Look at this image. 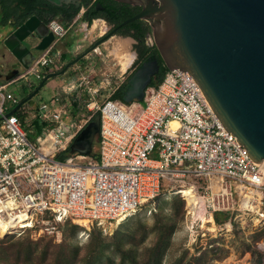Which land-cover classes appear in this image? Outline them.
<instances>
[{"label": "built area", "instance_id": "1", "mask_svg": "<svg viewBox=\"0 0 264 264\" xmlns=\"http://www.w3.org/2000/svg\"><path fill=\"white\" fill-rule=\"evenodd\" d=\"M48 27L55 36L62 32L55 21ZM99 44L92 51H99ZM40 50L12 80L29 74L42 78L58 53L51 46ZM12 80L0 83L2 236L28 231L32 238L59 240L65 221L87 228L117 224L150 208L162 181L175 176L216 178L222 193L220 199L218 193L211 196L213 209L224 204L223 195L231 201L232 191L264 190V162L251 159L224 130L187 70L166 69L156 86L145 88L141 101L89 100V114L80 122L69 117L56 93L35 106L18 101L6 89ZM95 111L96 156L91 151L56 157Z\"/></svg>", "mask_w": 264, "mask_h": 264}, {"label": "rangeland", "instance_id": "2", "mask_svg": "<svg viewBox=\"0 0 264 264\" xmlns=\"http://www.w3.org/2000/svg\"><path fill=\"white\" fill-rule=\"evenodd\" d=\"M52 21L55 20L49 22ZM81 23L82 20L78 17L67 27L73 39L74 53L92 44L108 27L100 17L93 18L82 28ZM151 40L150 35L149 42ZM27 44L30 48L34 47L29 42ZM132 44L133 40L129 37L112 35L100 42L99 51L94 52L90 48L83 61L74 63L65 73L49 78L40 85L41 79L29 74L8 83L6 89L12 92L18 101L31 94L23 102L32 106L40 101H47L56 92L59 102L66 103L68 108L71 107L72 101L76 102L78 109L75 113L71 115L69 110L68 112L70 118H76L80 122L89 114V100L100 101L108 96L131 71L135 56ZM54 48L58 54L51 66L57 67L64 61L66 54L59 40L55 42ZM125 53L131 56L128 65L123 62L122 55ZM11 67L18 65L11 59L9 50L0 44V82L6 81L4 75ZM18 69L20 72L24 68ZM97 145L94 136L92 151L97 149ZM68 153L70 152H65ZM181 186H191L198 195L197 199L191 202L182 193L177 192ZM217 193L220 199L222 190L216 178L185 175L175 176L171 180L164 179L155 203L150 208L137 210L119 223L107 225L105 228L95 225L87 228L74 222L77 227L66 237L68 244L63 248L57 246L62 240L63 224L60 225L59 240L48 236L32 238L28 231L8 233L12 240H34L37 247L29 260H25L21 255L16 257L11 254L6 262L65 264L66 261L59 258L65 254L70 264H91L89 258L93 257H97L103 264H117L120 260L127 264L131 257L141 259L146 255L148 247L156 238V219L166 221V218H170L174 226L169 242L160 255L159 264H264V190L250 194L253 198L247 201L245 197L248 195L232 191L231 201L227 203L223 195L224 204L219 209H213L211 196H216ZM92 237L93 244L103 238L105 245L101 249L95 248L90 244ZM47 243L50 244L49 254L47 259L41 262L38 251Z\"/></svg>", "mask_w": 264, "mask_h": 264}, {"label": "water", "instance_id": "3", "mask_svg": "<svg viewBox=\"0 0 264 264\" xmlns=\"http://www.w3.org/2000/svg\"><path fill=\"white\" fill-rule=\"evenodd\" d=\"M62 1L77 5L76 0ZM118 1L140 4L136 13L120 23L136 18L146 20L151 42L166 68L187 70L224 130L235 135L251 159L264 161V0ZM35 34L39 39L34 45L37 49L44 48L53 38L47 27ZM11 35L4 40L9 49L23 38L16 30ZM106 36L101 35L92 45ZM157 69L155 54L139 61L126 77L122 100H141ZM58 72H46L39 85ZM17 75L18 69L11 68L4 79L9 81ZM16 107L17 104L5 114ZM98 127L99 116L94 114L71 138L69 152L91 153Z\"/></svg>", "mask_w": 264, "mask_h": 264}, {"label": "flooded vegetation", "instance_id": "4", "mask_svg": "<svg viewBox=\"0 0 264 264\" xmlns=\"http://www.w3.org/2000/svg\"><path fill=\"white\" fill-rule=\"evenodd\" d=\"M59 2H60L59 4H54L50 0H0L1 32L7 34L16 30L18 36L20 37L23 36V38L19 41V43H15V45H11L12 48L9 51L11 59L16 61L18 67L26 66L37 54L38 49L35 47L30 48V46L27 44V42H29L34 46L36 44L35 41L38 42L37 37H35L36 35L35 32L37 30H42V31L46 30V27L48 28V24L50 20H55V22L59 23L62 26V32L60 35H58L57 41L59 40L61 42L63 52L66 54V58L57 67L49 66L47 68L44 74L49 71H53V72L59 71V72L50 75L45 80H43V82L49 78H53L55 76L65 73L66 71L72 68V65L74 63L83 61L86 53L89 51L90 48H92V44H89L88 46H85L81 50L74 53L72 51L73 39L70 36V32L68 31L69 29L67 28L77 17H80V15L85 10H87L91 6H94L95 9L99 11H105V12L108 11L109 13L119 15L124 11H128L134 14L141 7L140 4L118 1V0H76L77 5L81 3L83 9L79 16L76 14L67 23L66 27L63 28L64 24L62 23L61 14L68 15L73 9V7L76 5L72 1L65 2L59 0ZM52 9L59 10L61 14L53 15L51 13ZM5 12L8 13L7 22L2 21ZM23 15L24 17L21 19V21L17 22L18 19H20ZM100 18H102L108 24L107 29L103 33V34L105 33L107 34L104 40H106L112 35H116V36L131 38L133 40V44L136 42L133 36L129 34L130 32L134 31L133 29L128 28L127 29L128 32H125L126 28L124 24L126 22L120 23L122 21L121 20L120 22L117 23H111L106 21V19H104L103 17ZM46 19L48 20L46 21ZM136 19H139L142 22V24L145 26L149 25V23L144 19H140V18H136ZM150 35L145 33L144 42L148 45L147 47H145L143 52L139 53L132 44L131 48L134 50L135 53L132 68L146 56L150 54H154V52H152V46H151V44L153 43L149 42ZM51 48H54V45L51 46ZM18 67L15 68L18 69ZM158 74L159 71L157 69L156 73L154 74V77H156ZM118 85L119 84H117L112 91H114L118 87Z\"/></svg>", "mask_w": 264, "mask_h": 264}, {"label": "trees", "instance_id": "5", "mask_svg": "<svg viewBox=\"0 0 264 264\" xmlns=\"http://www.w3.org/2000/svg\"><path fill=\"white\" fill-rule=\"evenodd\" d=\"M80 6H81V3L74 6L68 15L61 14V12H59V10L57 9H52L51 13L53 15L61 14L62 23L65 25L77 14ZM131 14H132L131 12L124 11L119 15H115L113 13H109L108 11L106 12L99 11L95 9L94 6H91L90 8L85 10L80 15V19L86 21V23L89 24L90 21L94 17H103L108 22L117 23L123 20L124 18H126L127 16H130ZM23 17L24 15L20 19H18L17 22L21 21ZM7 18H8V13L5 12V14L3 15V20H6ZM47 20L48 19H46V21ZM124 26L126 28L125 32H128L127 31L128 28L134 30L133 32L129 33L136 40V42L133 45L139 53L143 52L145 47H147L148 45L144 41H145V33L150 35L149 25L145 26L142 24V22L139 19H133V20L126 22ZM151 46H152V52H154L156 59H157L159 74L156 77H154L153 75L148 85L156 86L161 81L164 75V72L166 71L167 68L165 64L163 63L161 57L159 56L154 44H151ZM126 77L123 81L119 83L118 87L108 95V97H110L111 99L122 100V91L125 86ZM25 98L23 100H25ZM77 109L78 108H77L76 102L72 101L71 107L68 108V110L70 111V114L73 115ZM94 114H97V111L93 112L89 118H92ZM21 120L25 125V119L22 117ZM95 137L97 140L96 135ZM65 152H69L68 145L65 147V149L62 152L56 153V157L62 158L64 155L70 154V153L65 154ZM92 155L96 156L95 150L92 151ZM173 226H174V222L171 221L170 218H166V221L163 219H156L155 226H154V229L156 230V238L153 244L148 247L146 255H144V257L141 259H137V257L135 256L131 257L129 261L127 262V264H159L160 255L169 242V238L173 230ZM76 227H77V224L69 222V221H65L63 223V229H62V240L57 244V246H59L60 248H63L64 246H66V244H68L65 241L66 237L69 236ZM3 236H1V239H0V262H5V264H9L8 262H6L7 261L6 259L8 255H11V254L16 257H19L21 255L25 260H29L31 258V255H33L36 251L37 242L34 240H29V239L12 240L11 235H8V233L4 234ZM92 242H94L93 237L90 239V244ZM93 245L95 248L101 249L105 245L104 239L101 238L98 242L94 243ZM49 246L50 244L47 243L45 244V246L40 248V250L38 251V255L40 257L41 262H44L47 259L48 254H49ZM59 258H62L64 261H66L65 264L71 263V262L68 263V258L65 254H62ZM89 261L91 264H103L102 262L99 261L97 257L89 258ZM117 264H125V262L124 260H120Z\"/></svg>", "mask_w": 264, "mask_h": 264}, {"label": "bare ground", "instance_id": "6", "mask_svg": "<svg viewBox=\"0 0 264 264\" xmlns=\"http://www.w3.org/2000/svg\"><path fill=\"white\" fill-rule=\"evenodd\" d=\"M122 56H123V59H124L123 62L128 65V63L130 61V58H131L130 54L125 53ZM177 192L182 193L191 202L195 201L197 199V197H198V195L196 194V192L194 191V189L191 186H181L177 190ZM252 198H253V196L248 195V197H245V200L247 201V199H252ZM2 234H3V230L0 229V235H2Z\"/></svg>", "mask_w": 264, "mask_h": 264}, {"label": "crops", "instance_id": "7", "mask_svg": "<svg viewBox=\"0 0 264 264\" xmlns=\"http://www.w3.org/2000/svg\"><path fill=\"white\" fill-rule=\"evenodd\" d=\"M78 18V17H77ZM76 18V19H77ZM3 22H7V19L6 20H2ZM87 25V23H86V21H84V20H82V23H81V28L82 27H85ZM11 35V33H7V34H4L3 32H0V44L2 43V45L3 46H5V48H7L9 51H10V49L8 48V46L4 43V40L6 39V37H8V36H10ZM54 35V34H53ZM11 37H12V35H11ZM57 37L58 36H55L54 35V37L52 38V40L49 42V44L48 45H46V46H53L54 44H55V42L57 41ZM37 40H39L38 38H37ZM35 43H37V41H35ZM45 46V47H46ZM44 47V48H45ZM54 49V48H53ZM41 50L40 49H38V51H37V54L40 52ZM24 68V67H23ZM21 72V71H20ZM18 74H19V70H18ZM43 76H44V74H43ZM42 76V77H43ZM15 78V77H14ZM14 78H12V79H14ZM11 79V80H12ZM18 79V78H17ZM41 79V78H40ZM16 80V79H15ZM10 81V80H9ZM12 81H14V80H12ZM11 81V82H12ZM4 82H7V80L6 81H4ZM3 81L2 82H0V83H4ZM10 83V82H9ZM56 93V92H55ZM54 93V94H55ZM27 99V98H26ZM22 101V100H21Z\"/></svg>", "mask_w": 264, "mask_h": 264}]
</instances>
